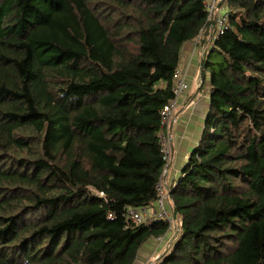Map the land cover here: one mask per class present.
Instances as JSON below:
<instances>
[{"label": "trees", "instance_id": "16d2710c", "mask_svg": "<svg viewBox=\"0 0 264 264\" xmlns=\"http://www.w3.org/2000/svg\"><path fill=\"white\" fill-rule=\"evenodd\" d=\"M223 6L155 264H264V0ZM210 22L202 0H0V264H134L166 237L124 211L157 197L160 111Z\"/></svg>", "mask_w": 264, "mask_h": 264}, {"label": "crops", "instance_id": "0c3cea01", "mask_svg": "<svg viewBox=\"0 0 264 264\" xmlns=\"http://www.w3.org/2000/svg\"><path fill=\"white\" fill-rule=\"evenodd\" d=\"M213 37L209 26L200 33L197 39L185 43L181 48L178 71L190 88L179 97L178 106L170 126L168 144L171 152V162L163 178L167 192L169 188L174 186L175 181L180 176L190 152L198 143L202 133L208 108V93L206 87L200 89L202 85L199 77L200 65L207 57L208 50L213 44ZM186 105H189V107L185 108ZM176 111L178 112L176 113ZM177 233L178 230L174 229V232L166 235L165 240H163L166 245L171 243ZM154 246V241L144 246V250L139 252L135 260L136 263H134L152 264L153 261L149 258L154 252ZM162 252L154 259L157 258L158 260Z\"/></svg>", "mask_w": 264, "mask_h": 264}, {"label": "built area", "instance_id": "2783aa9c", "mask_svg": "<svg viewBox=\"0 0 264 264\" xmlns=\"http://www.w3.org/2000/svg\"><path fill=\"white\" fill-rule=\"evenodd\" d=\"M221 1L222 0H202L205 9L208 12V18L211 21L210 28L214 37L223 32L228 26V15L226 13L224 15L220 13L219 3ZM214 19L215 21H213ZM174 78L175 84L172 87L173 98L160 111V139L164 167L161 174V180L156 186L157 197L149 206L139 208L127 207L124 211L125 219L137 226H147L158 220L166 222L169 225V230L175 228L178 230L181 225L180 218L175 217L172 212L169 204L168 192L163 183V178L171 162V152L168 144L170 126L173 121L175 110L178 106L179 97L189 90V85L185 82L179 71L176 72ZM188 107L189 105L185 106V108Z\"/></svg>", "mask_w": 264, "mask_h": 264}, {"label": "rangeland", "instance_id": "374dc122", "mask_svg": "<svg viewBox=\"0 0 264 264\" xmlns=\"http://www.w3.org/2000/svg\"><path fill=\"white\" fill-rule=\"evenodd\" d=\"M227 12V10L225 9V7L223 6V7H221L220 8V13L221 14H225ZM209 51V50H208ZM178 111H176V113H177ZM176 224V223H175ZM174 227H176V226H174ZM176 229V228H175ZM172 232H174V229L172 230V229H170L169 231H168V233H172ZM166 238V237H165ZM165 238H158V239H151L149 242H147L144 246H147V244L148 243H150V242H153L154 241V243H155V246H154V252H153V254L151 255V257L149 258V260H151V261H153V263H156V260H157V258L156 259H154L155 257H157V256H159V254L163 251V249L167 246L166 245V242L165 241H163V240H165ZM161 245V246H160ZM143 246V247H144ZM160 246V247H159ZM142 247V249L140 250V251H142V250H144V248ZM149 260H147V262H149ZM135 263H136V261H135ZM134 263V264H135ZM152 263V264H153Z\"/></svg>", "mask_w": 264, "mask_h": 264}]
</instances>
